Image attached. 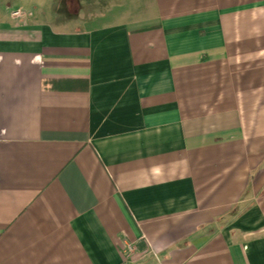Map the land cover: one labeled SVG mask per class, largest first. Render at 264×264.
Masks as SVG:
<instances>
[{
	"label": "crops",
	"instance_id": "obj_1",
	"mask_svg": "<svg viewBox=\"0 0 264 264\" xmlns=\"http://www.w3.org/2000/svg\"><path fill=\"white\" fill-rule=\"evenodd\" d=\"M71 1L0 24V264H264V0Z\"/></svg>",
	"mask_w": 264,
	"mask_h": 264
},
{
	"label": "rangeland",
	"instance_id": "obj_2",
	"mask_svg": "<svg viewBox=\"0 0 264 264\" xmlns=\"http://www.w3.org/2000/svg\"><path fill=\"white\" fill-rule=\"evenodd\" d=\"M65 1L68 2V5L71 6V9L75 8V3L73 1ZM49 7L50 0H0V24L19 23L30 13L36 19L40 18L39 14L41 12H45L48 16ZM38 8H42L43 11L39 10Z\"/></svg>",
	"mask_w": 264,
	"mask_h": 264
},
{
	"label": "built area",
	"instance_id": "obj_3",
	"mask_svg": "<svg viewBox=\"0 0 264 264\" xmlns=\"http://www.w3.org/2000/svg\"><path fill=\"white\" fill-rule=\"evenodd\" d=\"M16 15V14H15ZM127 249H128V252H131L132 251V247L131 246H127Z\"/></svg>",
	"mask_w": 264,
	"mask_h": 264
}]
</instances>
